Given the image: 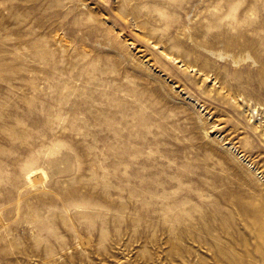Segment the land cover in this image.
Returning a JSON list of instances; mask_svg holds the SVG:
<instances>
[{"label":"rangeland","instance_id":"1","mask_svg":"<svg viewBox=\"0 0 264 264\" xmlns=\"http://www.w3.org/2000/svg\"><path fill=\"white\" fill-rule=\"evenodd\" d=\"M0 264H264V0H0Z\"/></svg>","mask_w":264,"mask_h":264},{"label":"bare ground","instance_id":"2","mask_svg":"<svg viewBox=\"0 0 264 264\" xmlns=\"http://www.w3.org/2000/svg\"><path fill=\"white\" fill-rule=\"evenodd\" d=\"M32 175H33V174H30V175L28 176V179H29L30 182L33 181Z\"/></svg>","mask_w":264,"mask_h":264}]
</instances>
